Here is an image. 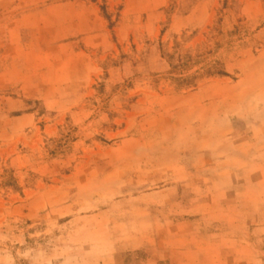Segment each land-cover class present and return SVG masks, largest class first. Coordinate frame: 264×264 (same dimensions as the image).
Masks as SVG:
<instances>
[{
  "label": "rangeland",
  "instance_id": "1",
  "mask_svg": "<svg viewBox=\"0 0 264 264\" xmlns=\"http://www.w3.org/2000/svg\"><path fill=\"white\" fill-rule=\"evenodd\" d=\"M0 264H264V0H0Z\"/></svg>",
  "mask_w": 264,
  "mask_h": 264
}]
</instances>
